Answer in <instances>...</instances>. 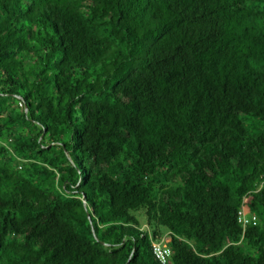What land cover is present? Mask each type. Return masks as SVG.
<instances>
[{"label":"trees","instance_id":"trees-1","mask_svg":"<svg viewBox=\"0 0 264 264\" xmlns=\"http://www.w3.org/2000/svg\"><path fill=\"white\" fill-rule=\"evenodd\" d=\"M164 232L264 264V0H0V264H162Z\"/></svg>","mask_w":264,"mask_h":264},{"label":"built area","instance_id":"built-area-1","mask_svg":"<svg viewBox=\"0 0 264 264\" xmlns=\"http://www.w3.org/2000/svg\"><path fill=\"white\" fill-rule=\"evenodd\" d=\"M237 221L244 228L249 224H256L257 216L247 213L242 206L237 212ZM152 252L154 257L162 264L167 261L171 253L170 248L166 244H162L161 241L153 243Z\"/></svg>","mask_w":264,"mask_h":264},{"label":"rangeland","instance_id":"rangeland-1","mask_svg":"<svg viewBox=\"0 0 264 264\" xmlns=\"http://www.w3.org/2000/svg\"><path fill=\"white\" fill-rule=\"evenodd\" d=\"M160 241H161L162 244H167V241H168V235H167V233L164 232V234L162 235Z\"/></svg>","mask_w":264,"mask_h":264}]
</instances>
